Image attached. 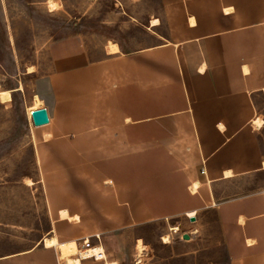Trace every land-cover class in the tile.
Listing matches in <instances>:
<instances>
[{"label":"crops","instance_id":"0c3cea01","mask_svg":"<svg viewBox=\"0 0 264 264\" xmlns=\"http://www.w3.org/2000/svg\"><path fill=\"white\" fill-rule=\"evenodd\" d=\"M159 2L150 28L163 23L165 34L153 43L103 45L97 58L84 33L51 43L52 70L33 95L41 104L29 108L46 107L43 126L88 124L73 144L99 181L58 217L76 223L74 241L120 239L132 225L214 209L228 264H264V189H222L264 174V0ZM52 226L57 244L71 240ZM54 246L41 239L0 264H58Z\"/></svg>","mask_w":264,"mask_h":264},{"label":"rangeland","instance_id":"374dc122","mask_svg":"<svg viewBox=\"0 0 264 264\" xmlns=\"http://www.w3.org/2000/svg\"><path fill=\"white\" fill-rule=\"evenodd\" d=\"M48 1L0 0V256L44 241L54 233L53 221L60 239L76 238V223L59 219L58 211L76 206L87 180L99 182L89 156L76 155L73 144L78 128L84 131L88 124L62 123L58 130L35 127L28 117L29 107L40 99L33 98L39 78L52 70L51 43L84 33L97 58L108 41L132 49L165 34L163 23L150 28L161 12L159 0H52L58 4L54 11ZM28 66H34L32 73ZM235 183L241 186L222 187L224 197L264 189V174ZM123 233L120 239L100 234L122 264H228L214 209L191 220L132 225ZM138 240L146 247L141 257L136 256Z\"/></svg>","mask_w":264,"mask_h":264},{"label":"bare ground","instance_id":"6f19581e","mask_svg":"<svg viewBox=\"0 0 264 264\" xmlns=\"http://www.w3.org/2000/svg\"><path fill=\"white\" fill-rule=\"evenodd\" d=\"M47 4H48V9L50 11H54V10H57L58 9V6H57L58 4L55 1L49 0ZM158 23H159V20L156 19V18H153L151 20V23L150 24H151V26H154V25H157ZM107 51L108 52H116V51H119V46H118L117 42L108 41L107 42ZM33 70H34V66H28L27 67V73H32ZM40 104H41V101H39V100H36L35 101V105H40ZM33 110H35V109H31L30 108L28 110V112H29L28 113L29 119H30V116H31V113H32ZM259 123H260V120L255 121V124L258 125ZM228 173L229 172H226V174H228ZM197 184H199V183H197V181H196L192 185V187H191L192 190H196L197 189ZM66 211L67 210L61 209V211L59 213L60 216L61 217H68V214H67ZM190 216H193V213H190ZM74 219H76V218H74ZM172 229H177V227H174ZM58 241H59V238L57 237L56 233H54L51 236L46 237L44 239V246L51 247V246H54L55 245L54 247H56L58 249V251H59L60 259H62L65 264H79L78 260L75 257V253L77 252V249H78V243H77V241H74L73 239H71V240H69L68 243H66L64 245L57 244ZM163 241L168 242L169 241V237L167 235H165L163 237ZM135 250H136V253H137L136 256L137 257H141L142 256V253L146 250V247H145V245L140 240H138L136 242V244H135ZM109 264H115V261H110Z\"/></svg>","mask_w":264,"mask_h":264},{"label":"built area","instance_id":"2783aa9c","mask_svg":"<svg viewBox=\"0 0 264 264\" xmlns=\"http://www.w3.org/2000/svg\"><path fill=\"white\" fill-rule=\"evenodd\" d=\"M75 257L79 264H109L110 261H115V264H122L119 257H114V251L109 248L108 243L103 241L100 234L82 238L78 243ZM58 264L65 263L59 259Z\"/></svg>","mask_w":264,"mask_h":264},{"label":"water","instance_id":"95a60500","mask_svg":"<svg viewBox=\"0 0 264 264\" xmlns=\"http://www.w3.org/2000/svg\"><path fill=\"white\" fill-rule=\"evenodd\" d=\"M31 123L35 127H39L45 125L49 122L48 112L46 107H40L32 111L31 116ZM183 238L188 239L189 235L184 234Z\"/></svg>","mask_w":264,"mask_h":264}]
</instances>
